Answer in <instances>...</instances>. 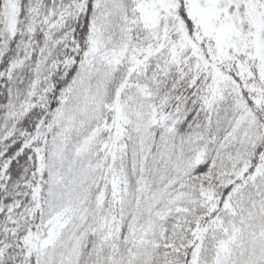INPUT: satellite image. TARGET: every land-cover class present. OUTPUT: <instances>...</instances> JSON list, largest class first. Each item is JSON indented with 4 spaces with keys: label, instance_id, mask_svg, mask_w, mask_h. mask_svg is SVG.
<instances>
[{
    "label": "snow or ice",
    "instance_id": "snow-or-ice-1",
    "mask_svg": "<svg viewBox=\"0 0 264 264\" xmlns=\"http://www.w3.org/2000/svg\"><path fill=\"white\" fill-rule=\"evenodd\" d=\"M0 264H264V0H0Z\"/></svg>",
    "mask_w": 264,
    "mask_h": 264
}]
</instances>
